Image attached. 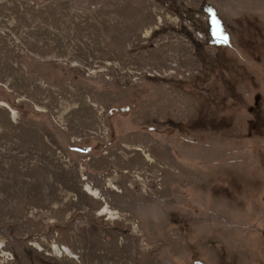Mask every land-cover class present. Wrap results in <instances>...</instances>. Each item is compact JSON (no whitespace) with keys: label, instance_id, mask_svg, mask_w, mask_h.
Here are the masks:
<instances>
[{"label":"rangeland","instance_id":"1","mask_svg":"<svg viewBox=\"0 0 264 264\" xmlns=\"http://www.w3.org/2000/svg\"><path fill=\"white\" fill-rule=\"evenodd\" d=\"M0 102V264H264V0H0Z\"/></svg>","mask_w":264,"mask_h":264},{"label":"bare ground","instance_id":"2","mask_svg":"<svg viewBox=\"0 0 264 264\" xmlns=\"http://www.w3.org/2000/svg\"><path fill=\"white\" fill-rule=\"evenodd\" d=\"M1 105L5 106V107H9L5 102H0ZM13 114H15L17 111L11 109Z\"/></svg>","mask_w":264,"mask_h":264}]
</instances>
